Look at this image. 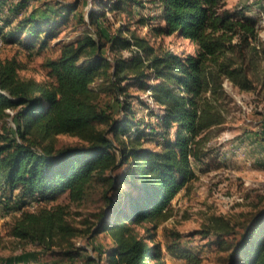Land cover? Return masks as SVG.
<instances>
[{
  "label": "trees",
  "instance_id": "16d2710c",
  "mask_svg": "<svg viewBox=\"0 0 264 264\" xmlns=\"http://www.w3.org/2000/svg\"><path fill=\"white\" fill-rule=\"evenodd\" d=\"M151 2L155 15L143 14L146 0H100L88 15L93 31L57 43L59 54L46 59L38 80L20 75V50L31 57L47 49L78 6L0 0L3 48L17 50L0 59V217H11L5 225L18 242L62 257L15 264H98L103 256L106 264H166L158 228L196 178L207 135L226 122L234 99L225 84L264 92V39L252 14L255 4L264 14V0L236 8L228 0ZM109 12L128 23L114 29ZM166 37L188 40L193 52L168 48ZM137 104L150 121L137 118ZM59 135L79 142L57 147ZM65 194L72 201L98 195L106 209L79 229L54 203ZM103 231L114 245L99 261L73 241ZM169 238V253L202 264L179 233ZM225 249L226 264H264V210Z\"/></svg>",
  "mask_w": 264,
  "mask_h": 264
},
{
  "label": "rangeland",
  "instance_id": "374dc122",
  "mask_svg": "<svg viewBox=\"0 0 264 264\" xmlns=\"http://www.w3.org/2000/svg\"><path fill=\"white\" fill-rule=\"evenodd\" d=\"M64 3L75 4L77 17H73L59 33V38L50 46L28 56L25 49L20 50L19 59L24 63L20 71L22 77H34L42 80L45 76L44 62L48 58H56L59 54L57 43L77 39L87 31H93L90 25L89 12L99 11L100 0H61ZM257 0H228L229 8L255 3ZM111 1L108 2V5ZM151 0H146L145 15H155V7ZM260 5L255 4L252 14L259 18L260 37L264 39V14ZM85 17L86 22L79 18ZM113 28L116 29L128 20L125 14L115 15L109 12ZM134 29V28H133ZM146 29L143 33H146ZM164 45L177 52H193L188 40L177 37H166ZM17 53L15 47L7 46L0 49V59L11 57ZM128 54V53H126ZM100 82L93 86H98ZM226 90L233 97L226 122L209 133L205 139L204 151L206 156L202 161L194 163L196 178L184 188L173 200L170 216L158 228V240L162 244V259L166 264H185L166 250L171 232L181 235V243L196 252L202 259V264H226L228 251L225 244L233 243L239 237L249 220L264 210V92L239 91L230 83ZM148 99V93L137 92ZM148 101V100H147ZM149 102V101H148ZM152 106L153 103L149 102ZM139 111L140 106L137 104ZM148 109L139 111L137 118L147 116ZM13 116L14 112L10 111ZM150 121V117L145 118ZM156 120L152 118L154 123ZM9 122L14 125L11 117ZM79 142L76 137L59 135L56 146H70ZM147 145H151L147 143ZM55 204H61L69 211L70 219L75 227L85 229L96 223L97 215L106 209L100 196L94 195L84 201H72L67 194L58 198ZM11 217H0V264H15L35 261L37 259L60 262L62 257L47 253L33 245H25L9 236L5 221ZM74 243L85 249L84 256L90 255L99 261V253L114 245L111 234L101 232L93 239L78 235ZM59 251V248H56ZM10 261L12 263H10ZM75 264H86L79 260ZM98 264H106V258Z\"/></svg>",
  "mask_w": 264,
  "mask_h": 264
},
{
  "label": "built area",
  "instance_id": "2783aa9c",
  "mask_svg": "<svg viewBox=\"0 0 264 264\" xmlns=\"http://www.w3.org/2000/svg\"><path fill=\"white\" fill-rule=\"evenodd\" d=\"M3 44H4V41H3V39L0 38V49L3 48Z\"/></svg>",
  "mask_w": 264,
  "mask_h": 264
}]
</instances>
